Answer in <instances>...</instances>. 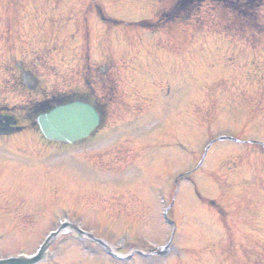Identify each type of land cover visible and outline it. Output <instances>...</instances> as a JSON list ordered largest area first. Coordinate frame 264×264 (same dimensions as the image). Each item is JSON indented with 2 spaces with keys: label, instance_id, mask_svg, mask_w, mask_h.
<instances>
[{
  "label": "rangeland",
  "instance_id": "rangeland-1",
  "mask_svg": "<svg viewBox=\"0 0 264 264\" xmlns=\"http://www.w3.org/2000/svg\"><path fill=\"white\" fill-rule=\"evenodd\" d=\"M0 1L1 15L6 0ZM95 1L105 15L120 21L100 34V20L89 12L85 20L90 31V62L101 67L113 55L122 78L117 82L118 89L125 96L106 102L102 129L85 146L60 147L41 154L34 149L37 142L32 136L0 140V258L34 253L47 233L57 227V221L65 217L121 253L136 248L159 249L168 243L171 228L162 221L158 188L173 192L175 175L195 165L201 156L199 151L211 139L232 135L247 142H264V128L247 127L254 120L264 123V103L257 105L264 96L241 103L224 92L214 104L202 105L207 83L195 79L196 66L204 68V59L213 56L195 52L203 46L223 48L228 45L218 43L239 41L232 30L239 29L240 25L233 22L242 23L240 17L229 14L220 18L201 2L195 16L182 24L160 17L156 30L149 31L138 26L128 28L124 23L152 20L155 12L166 9L167 0ZM2 23L0 17V30ZM246 32V41H264L258 30L254 35L248 29ZM96 37L100 40L95 45ZM101 40L102 55L98 51ZM140 48L153 50L155 56L147 53L150 61L140 57L142 69L138 70L136 58H131ZM184 53L188 61L177 64ZM222 53L217 52L215 60ZM225 54L229 55V50ZM161 69L173 78L160 77ZM185 76L192 81V89L177 83ZM233 78L234 73L228 72L215 77L228 85L235 82ZM183 96H187L184 103L177 104ZM192 96L201 105H195ZM152 99L156 102L153 109L149 104ZM166 104L174 105L172 115L165 122L166 130L156 133L153 129L162 124ZM255 107L260 110L253 111ZM208 109L210 112H206ZM261 111L259 116L251 115ZM165 134L176 139L168 154L164 153L168 159L145 150L144 145H152L150 140ZM21 149L28 150L26 158L11 154L22 155ZM102 151L107 155L102 156ZM201 163L191 180L184 176L177 181L180 203H176L174 212L181 213L175 215L177 234L167 256L146 259L135 254L129 261L118 262L97 245L87 239L79 241L69 232L54 240L50 257L42 264H264V150L258 145L215 143ZM168 181L172 189L165 185ZM194 189L201 197L218 201L227 211L230 235L218 212L194 199Z\"/></svg>",
  "mask_w": 264,
  "mask_h": 264
},
{
  "label": "water",
  "instance_id": "water-1",
  "mask_svg": "<svg viewBox=\"0 0 264 264\" xmlns=\"http://www.w3.org/2000/svg\"><path fill=\"white\" fill-rule=\"evenodd\" d=\"M67 117L58 118L59 122L54 126L52 131H49L53 138H58L59 140H69L76 138L77 136H86L90 130L96 126L98 122L97 115L88 106L83 104H76L70 108H64L61 110ZM44 119V118H43ZM48 120H42L41 123L45 125ZM65 126L59 127V126ZM44 128V127H43ZM43 253H40L37 257L31 260H9L2 261L0 264H32L41 258Z\"/></svg>",
  "mask_w": 264,
  "mask_h": 264
}]
</instances>
